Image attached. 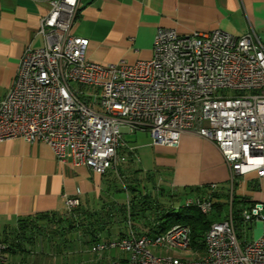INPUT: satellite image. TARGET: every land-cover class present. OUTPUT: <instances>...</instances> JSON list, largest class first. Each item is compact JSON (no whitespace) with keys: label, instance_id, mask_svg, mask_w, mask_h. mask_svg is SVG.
<instances>
[{"label":"built area","instance_id":"obj_1","mask_svg":"<svg viewBox=\"0 0 264 264\" xmlns=\"http://www.w3.org/2000/svg\"><path fill=\"white\" fill-rule=\"evenodd\" d=\"M32 1L47 5L38 30L43 45L23 51L0 98V141L43 142L58 160L70 156L103 174L124 160L118 154L124 130L146 131L152 145L174 147L190 129L216 146L230 182L252 171L264 176V43L253 30L178 33L159 26L150 58L100 64L85 56L88 39L69 31L78 0ZM78 204L77 198H65L67 211ZM182 205L205 214L212 200L186 197ZM239 216L264 228L261 202L242 208ZM190 233L184 224L156 235L129 231L89 251L99 259L96 264H264V235L241 243L230 206L227 218L205 231L200 255L167 253L192 250ZM4 249L0 242V264ZM114 249L126 256L103 255Z\"/></svg>","mask_w":264,"mask_h":264},{"label":"crops","instance_id":"obj_2","mask_svg":"<svg viewBox=\"0 0 264 264\" xmlns=\"http://www.w3.org/2000/svg\"><path fill=\"white\" fill-rule=\"evenodd\" d=\"M46 10V4L32 0H0V98L12 83L23 51L43 45L38 30ZM159 26L178 33L219 28L239 35L253 30L264 43V0H78L69 31L88 39L87 59L107 64L150 58ZM122 138L120 176L148 172L173 192L191 191L186 197L210 183L221 188L233 182L230 196L241 198V207L264 204V176L252 171L230 182L229 168L216 146L194 130L181 132L174 147L152 145L146 131L124 130ZM112 171L116 170L98 174L70 156L58 160L43 142L20 137L0 141V240L2 232L14 227L20 217L63 212L67 197L77 198L88 208L98 206L106 195L124 199V192L111 194ZM250 227L251 239L264 235L261 222ZM5 257L3 264H19L18 256Z\"/></svg>","mask_w":264,"mask_h":264},{"label":"trees","instance_id":"obj_3","mask_svg":"<svg viewBox=\"0 0 264 264\" xmlns=\"http://www.w3.org/2000/svg\"><path fill=\"white\" fill-rule=\"evenodd\" d=\"M114 170L116 171L110 172L109 179L113 187L111 194L124 192V199L109 198L106 195L98 206L90 208L79 203L68 211V216L66 211H51L20 217L14 227L2 232L0 242L5 244L4 255L13 256L15 259L21 253L22 261L19 260V264H29L24 254L28 253L27 246L33 245L37 236L42 242L48 240L52 249L60 253L69 247H78L76 237L79 234L82 237V247L89 251L95 243L123 237L129 231H133L135 235H156L176 224H184L190 228V247L202 253L205 231L212 222L227 218L228 202L234 221L241 220L239 212L243 207L233 196L230 202L227 186L210 190L206 185L197 192L195 196L205 195L212 200V209L204 214L195 207H185L180 203L191 191L173 192L148 172L140 174L136 170L125 178L117 172V166ZM229 185L231 190L233 182ZM244 224L248 225L247 229H251V223ZM67 233L71 239L66 236Z\"/></svg>","mask_w":264,"mask_h":264},{"label":"rangeland","instance_id":"obj_4","mask_svg":"<svg viewBox=\"0 0 264 264\" xmlns=\"http://www.w3.org/2000/svg\"><path fill=\"white\" fill-rule=\"evenodd\" d=\"M76 86V84H72ZM87 88H84V91H86ZM221 92H227V90H221ZM137 167H141L138 165ZM144 173V172H141ZM229 185V184H228ZM159 186V185H157ZM158 190H156V193ZM227 194H229L230 199V185L226 187ZM229 201V200H228ZM181 201L180 203H182ZM179 203V202H178ZM178 203H175L177 206ZM229 208V202L226 205V210ZM63 212L66 211V216H68V211L66 209L62 210ZM235 227H236V233L238 235L239 241L242 243V241L249 240L253 237V230L247 229L248 225L244 224L241 220L235 221ZM68 238L71 239L70 234L67 233ZM78 247L75 249H72L71 247L63 250V252L57 253L55 252L48 240H44L43 242L40 240L39 236L35 238V241L33 245L27 246L28 253L24 254V257L26 261L29 262V264H95L99 261L97 256H94L91 252L86 250V248L82 247V237L78 234ZM71 245V243H70ZM57 248V247H56ZM169 255H178L180 257L184 258H192L196 255H200L201 252L195 251V250H185L183 252H180L179 250H170L167 252ZM108 255L109 257H125L126 254L123 252H120L118 250H111L107 253L103 254ZM22 257V254H18V258L20 261ZM23 263V262H22Z\"/></svg>","mask_w":264,"mask_h":264}]
</instances>
